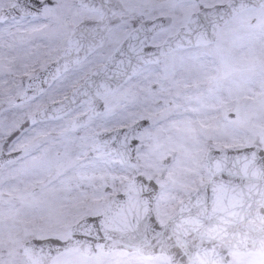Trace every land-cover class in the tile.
<instances>
[{"label":"snow or ice","instance_id":"1","mask_svg":"<svg viewBox=\"0 0 264 264\" xmlns=\"http://www.w3.org/2000/svg\"><path fill=\"white\" fill-rule=\"evenodd\" d=\"M0 264H264V0H0Z\"/></svg>","mask_w":264,"mask_h":264}]
</instances>
